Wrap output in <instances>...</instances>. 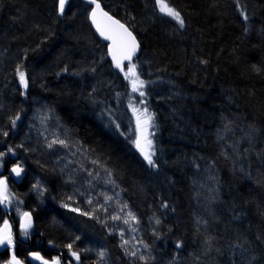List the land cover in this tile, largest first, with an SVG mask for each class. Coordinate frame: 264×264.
<instances>
[{
    "label": "trees",
    "instance_id": "1",
    "mask_svg": "<svg viewBox=\"0 0 264 264\" xmlns=\"http://www.w3.org/2000/svg\"><path fill=\"white\" fill-rule=\"evenodd\" d=\"M98 2L141 45L136 64L156 114L157 167L127 136L135 120L118 111L114 91L125 80L89 22L86 0H69L63 16L57 0H0V139L1 130L7 137L25 131L36 107L56 117L109 173L136 218L148 260L126 257L115 235L97 232L124 264H264V0H167L183 27L156 0ZM17 69L27 81L23 93ZM27 144L12 152L26 169L22 191L31 196L35 176L48 187L47 203L31 206L41 240L63 251L71 244L82 256L78 263H89L79 251L80 230L75 237L49 202V192L64 201L61 177Z\"/></svg>",
    "mask_w": 264,
    "mask_h": 264
},
{
    "label": "rangeland",
    "instance_id": "2",
    "mask_svg": "<svg viewBox=\"0 0 264 264\" xmlns=\"http://www.w3.org/2000/svg\"><path fill=\"white\" fill-rule=\"evenodd\" d=\"M130 64L136 65L135 71L139 79L144 81L139 75L136 61L127 63L126 66H124L125 71L122 72V78L125 80V90L122 93L124 96L119 98L121 100H119V103L117 102L115 106H117L118 111H121L120 113L123 114L127 121L130 120L133 124L135 120L132 130H127V136L131 139L135 150L144 158L141 151L135 146L134 141L140 139L145 152L154 153V121L152 119L151 126H146L143 123L138 125V118L143 122L151 112L145 101L147 95L145 84L144 87L140 89L145 95L140 96L139 92H134L132 90L131 81L134 80L135 77L129 74V79H125V72H127ZM44 108L45 107H42V110L38 109V112L25 117L24 120L28 122L27 131L17 132L14 130L13 135L7 137L3 134L6 130H1L2 136L0 140L2 143H4L3 141L5 140L8 144L7 148L4 150L9 153L8 151L10 148L17 149L22 147V142H27V145L32 149L37 147L38 150H34L39 156L48 157L51 167H55H53L56 170L55 172L61 177L60 182L66 187L62 193L64 201H57L58 196H55V194L52 195V192H49V202H51V204L56 202V207L63 211L66 220H68L71 213H74L78 216L77 221H80L79 228L84 229L86 232L89 229L90 232L88 234L86 233L87 236L85 239L87 241H84V248L79 247V251L88 259V264H92V262H90L92 256L100 258L98 255L99 252L105 253L103 261H105L106 264H114V262L111 261L110 251L107 249L106 241L97 233L100 228L104 229L106 234L110 237L111 235H115L118 238V247L124 249L123 252L126 257L143 256L144 259L147 258L148 250L138 237L139 228L137 222L129 217L128 214L130 212L127 211V207H124L125 204L122 203L120 193L116 190L114 183L111 181L109 173L99 167L96 161L87 157L78 149L71 138L68 137L66 130L60 127L56 117L53 116L48 109L45 110ZM145 109L147 110L146 112ZM14 128H16V125ZM28 134L29 137L27 138ZM54 140H64L68 146L64 147L59 143H54L53 146L49 148L48 144ZM149 140L152 142L151 145L147 142ZM34 179V181H30L28 188H30L31 195L36 196V193L39 194V192L33 188V185L39 182L40 189L43 192V195L39 194V196L40 199H42L43 196L47 194L46 191L48 187L45 185L43 177L35 176ZM36 197L38 198V196ZM69 197H71V199H69ZM88 201H91V203H88ZM41 202L42 203L39 205L41 207L42 204L45 205L47 203L45 200L43 201V199ZM64 205H68V207H64ZM73 208L79 209V211H72ZM84 212L88 213V215L81 214ZM114 216H119L120 219H112ZM88 220L95 225V227L91 225L94 229L88 228L90 227V224L87 223ZM125 220H128V223H124ZM62 221L64 224L65 220L63 219ZM73 222H75V220ZM125 241L128 243L125 244ZM132 252H135L136 255H130ZM96 263L99 264L98 261H96Z\"/></svg>",
    "mask_w": 264,
    "mask_h": 264
},
{
    "label": "snow or ice",
    "instance_id": "3",
    "mask_svg": "<svg viewBox=\"0 0 264 264\" xmlns=\"http://www.w3.org/2000/svg\"><path fill=\"white\" fill-rule=\"evenodd\" d=\"M90 4H94L95 7L91 11V19L92 23L96 25L97 31L100 33L102 37H104L106 40H111L112 44L109 46V53L111 54L112 60L115 63L116 68L120 69V71L124 72L125 67L123 64V61H131L132 57L136 54L139 44L136 40V37L132 34L131 31L128 30L127 27H125L124 24L120 23L119 20L114 19L112 16H110L106 11L101 8V5L98 3V0H88ZM69 3V0H58L57 3V14L60 16L64 15L65 12V6ZM157 5L159 6V11L175 21H177L181 27L184 26V20L181 17V14L179 11L175 10L174 8L170 7L167 0H156ZM243 15V13H242ZM244 19L247 20L248 17L244 15ZM136 65L130 64V66L127 69V72H125V79H129V74L131 76L135 77L134 80H132V90L134 92H139L140 96H144L145 93L143 91H140L141 88L144 87L145 82L139 79V76L137 75L136 71ZM19 77H20V83L27 88V81L25 79V74L23 71H19ZM67 71V69H65ZM147 110L145 109V112ZM19 119V116L12 119L11 123L13 126H15L16 120ZM152 116L149 115L147 119L143 122L140 121L138 118V125L143 123L146 126H151ZM5 136L8 135L7 132L3 133ZM149 145H151V141H147ZM54 143H59L64 147H67V143L64 140H54L51 143L48 144V147L51 148ZM135 146L141 151V153L144 156V159L147 161L148 165L155 168L157 167L156 162L153 160L154 153L145 152L144 148L141 145L140 139H137L134 141ZM13 150L10 148L9 152H12ZM5 153L0 152V157H3ZM3 166L2 161H0V167ZM24 171V169L20 165H14L11 169L12 173H15L16 176H20L21 173ZM91 175V173H90ZM33 188L39 192L40 195H43V192L40 189L39 182H37L36 185H33ZM71 199V197H69ZM110 199V198H109ZM12 201V195L8 191V184H7V178H0V204H3L7 206ZM88 203H91V201H88ZM166 206V205H165ZM64 207H68V205H64ZM124 207H127L125 205ZM72 211H79V209L73 208ZM82 215H88V213L84 212L81 213ZM129 217H131L132 220H135V216L132 215V213L128 214ZM112 219H120L119 216H114ZM124 223H128V220H125ZM159 223V221H157ZM32 227V219L31 214L28 212H24L21 214V233L24 237L29 236V229ZM79 239V237H77ZM128 242L125 241V244ZM181 245L178 243L176 247H180ZM0 247L7 248L10 250L11 255L10 258L4 262V264H24V262L17 258L15 254V240L13 236V231L11 228V225L8 223L7 220L4 221V224L2 227H0ZM67 247L71 250L72 245L69 244ZM147 247V245H145ZM72 256L75 257L77 261L80 259V255L78 252L73 251ZM34 259L41 260L43 264H49L47 260H44L43 257L39 255V253H31L30 254ZM98 255L103 259L105 256L104 252H99ZM130 255L135 256L136 253L132 252ZM140 259H144L143 256L140 257ZM52 264H60L59 259H54L52 261Z\"/></svg>",
    "mask_w": 264,
    "mask_h": 264
},
{
    "label": "bare ground",
    "instance_id": "4",
    "mask_svg": "<svg viewBox=\"0 0 264 264\" xmlns=\"http://www.w3.org/2000/svg\"><path fill=\"white\" fill-rule=\"evenodd\" d=\"M86 1H88V0H86ZM57 3H58V0H57ZM100 4V3H99ZM101 5V8H103V10L104 11H106L105 9H104V7L102 6V4H100ZM93 6H94V4H91V6H90V9H89V11H88V13H89V15H90V11H91V9L93 8ZM89 7H86V10L88 9ZM156 8L158 9V5H157V3H156ZM65 9H66V6H65ZM159 10V9H158ZM107 12V11H106ZM108 14H110L109 12H107ZM163 14V13H162ZM89 15H88V18H89ZM111 15V14H110ZM112 17H115L114 15H111ZM168 17V16H167ZM117 20H119L117 17H115ZM172 19V18H171ZM172 20H174V19H172ZM120 21V20H119ZM175 21V20H174ZM90 22V21H89ZM121 22V21H120ZM177 22V21H176ZM122 23V22H121ZM123 24H125V25H127L126 23H123ZM93 27V26H92ZM127 27H128V25H127ZM128 29H129V27H128ZM94 30V29H93ZM130 30V29H129ZM131 31V30H130ZM95 32V31H94ZM132 32V31H131ZM96 34V33H95ZM132 34H133V32H132ZM97 35V34H96ZM135 35V34H134ZM98 36V35H97ZM99 37V36H98ZM135 37L137 38V36L135 35ZM100 39V38H99ZM101 40V39H100ZM137 40H138V38H137ZM139 42V41H138ZM106 44V43H105ZM107 46V45H106ZM107 53H108V46H107ZM133 61H136V59L135 60H133ZM133 61H130V62H133ZM112 62V61H111ZM130 62H128V63H130ZM127 64V63H126ZM126 64L124 65V66H126ZM115 66V65H114ZM116 67V66H115ZM119 71H120V69H118ZM120 73L121 74H123L122 73V71H120ZM139 75L141 76V74L139 73ZM121 76H123V75H121ZM19 78V77H18ZM142 78V77H141ZM20 79V78H19ZM144 80V79H143ZM149 80H150V83L153 81V80H151L150 78H149ZM145 81V80H144ZM155 82V81H154ZM19 84H20V88H21V91H22V93L26 90V88H24V86L20 83V81H19ZM145 88H147V86L148 85H146V82H145ZM114 91H115V94L116 95H118V97H121V95H122V93H123V91H124V89H123V87L122 86H120V85H118V86H116L115 88H114ZM39 110L37 109V107H36V109H34V111H32L30 114H32V113H35V112H38ZM29 114V115H30ZM150 115H152V117H153V120H154V118L156 117V114H155V112H152L151 111V113H150ZM27 126H28V122H27V124H26V128H27ZM25 128V129H26ZM156 129H157V125H156V123L154 122V126H153V134H154V132L156 131ZM26 131H27V129H26ZM29 135V134H28ZM153 140H154V135H153ZM155 148V147H154ZM14 150V149H13ZM9 152V151H8ZM5 153H7V152H5ZM139 154V153H138ZM140 155V154H139ZM7 156H8V162H7V165H6V167H1L0 168V177H2V178H4L3 176H5V177H7V184H8V188H9V190L11 191V194L14 196V197H17L16 199H14L13 200V202H14V204H16L17 206V208L19 209V208H21V210L23 211V212H28V213H33L34 212V210L31 208V206H32V204L33 205H40L42 202V200L40 199V196H39V194L38 193H36V196H38V198L36 197V196H29L28 195V193H26V192H24V191H22L21 189H20V186H19V184L21 183V181L23 180V178L26 176V169L23 167V165H22V163L20 162V159L19 158H17L16 159V156L14 155V152H9V153H7ZM141 157V156H140ZM142 158V157H141ZM20 165L23 169H24V171H23V173L25 174L21 179H19L18 181H17V179H18V176H16L15 175V173H12L11 172V169H12V167L14 166V165ZM2 168H4V170L2 169ZM1 171H2V173H1ZM8 171V172H7ZM4 172V173H3ZM63 173V172H62ZM28 190V192L30 191V188H28L27 189ZM32 197V198H31ZM30 203V204H29ZM69 203V202H68ZM72 204V203H71ZM1 205H3V204H1ZM43 205V204H42ZM40 208H42L41 206H39ZM65 210V209H64ZM127 211L129 212V210L127 209ZM33 215H34V213H33ZM77 215H75L74 213H71L70 214V216H69V218H68V220L66 221V222H64L65 224H64V226L65 225H68V226H72V228H74L76 231L77 230H80V234H79V239L78 240H81V241H87L85 238H86V236H87V234H84V236H83V238H81L82 237V235H83V233H85V230L84 229H81V228H79L80 227V225H78V218L76 217ZM63 217H65V214L63 215ZM33 218H34V216H33ZM67 218V217H66ZM75 220V222H73ZM95 226V225H94ZM90 227H91V229H94L91 225H90ZM37 230H38V228H37ZM39 231V235H37L36 237H37V239L39 240V241H42V242H39L40 244L38 245L39 247H29V248H25V249H23L22 250V253L23 254H26V255H29V256H31L30 254L31 253H35V252H40V253H46V254H50V255H48V256H50V257H52L51 256V254L53 255V259L54 258H56L55 257V254H57V255H61L62 256V259H61V263H63V264H77L78 263V261L75 259V257H73L72 256V252L73 251H70V249L68 248V247H66V249H64V251L66 252H64L63 250H60L59 249V247L57 246V242H55V241H52V240H46V239H44V241L43 240H41L42 239V236H41V232H40V230H38ZM78 233H79V231H77V232H75L74 233V236L75 237H77L78 236ZM32 241V240H31ZM2 249H7V248H2ZM1 249V250H2ZM118 249H121V251L123 252L124 251V249H122V248H118ZM0 250V251H1ZM62 251V252H61ZM114 252V251H113ZM40 253H39V255H40ZM114 253H117V251L116 252H114ZM124 253V252H123ZM42 254V255H43ZM112 254V253H111ZM110 254V258H111V261H113L114 262V264H124L123 262L124 261H122L121 259H119V257L116 255V254H112L111 255ZM80 255V254H79ZM41 256V255H40ZM42 257V256H41ZM45 257H46V255H45ZM50 257H46V258H50ZM82 256L80 255V258H81ZM118 257V258H117ZM92 258L94 259V260H96V261H98V263L99 264H106V262L105 261H103V259H101V257L100 258H97L96 256H92ZM84 259H86V260H88L86 257L84 258ZM31 260L33 261L34 260V258L31 256ZM80 260V259H79ZM147 260H148V258H147ZM5 261H7L6 259L4 260V257L1 255L0 256V264H4V262ZM40 262V261H39ZM34 264V263H33ZM79 264V263H78ZM83 264H88V263H83ZM92 264H96V263H92Z\"/></svg>",
    "mask_w": 264,
    "mask_h": 264
},
{
    "label": "flooded vegetation",
    "instance_id": "5",
    "mask_svg": "<svg viewBox=\"0 0 264 264\" xmlns=\"http://www.w3.org/2000/svg\"><path fill=\"white\" fill-rule=\"evenodd\" d=\"M3 153H5V152H3ZM8 160L9 159H8L7 153L3 157H0V161H2V163H3L2 167H6ZM2 169L4 170V168H2ZM1 173H2V171H1ZM3 177L7 178L5 176H3ZM8 191L11 194V191L9 190V188H8ZM16 198L17 197H14L12 195V201L7 206L0 204V227L3 226L5 220L8 221V223L11 225V228L13 231V236H14V240H15V254H16L17 258L22 260L24 262V264H33V261L31 260V256L23 254L22 250L25 248H29V247L33 248L34 246L39 247L38 246L40 244L39 242H42V241H39L36 237L37 235H39V231L37 230V225L35 224V219L33 218V216H34L33 213H30L31 219H32V227H31V229H29V236L24 237L22 235L20 223H21V214L24 212L21 210V208L18 209L17 208L18 206L16 204H14L13 200ZM35 253H40V252H35ZM42 254L43 253H40V255L43 257V259L47 260L49 262V264H52V261L54 259H59L60 264H63V263H61V259H62L61 255L55 254L56 258L53 259L52 254H51L52 257L48 256L50 254H46V253H44L43 255ZM0 255H2L4 257V260L5 259L8 260L10 258L11 252L8 249H2L0 251ZM45 255H46V257H50V258H46ZM39 264H43V262L40 260Z\"/></svg>",
    "mask_w": 264,
    "mask_h": 264
},
{
    "label": "water",
    "instance_id": "6",
    "mask_svg": "<svg viewBox=\"0 0 264 264\" xmlns=\"http://www.w3.org/2000/svg\"><path fill=\"white\" fill-rule=\"evenodd\" d=\"M98 3H99V2H98ZM94 7H95V5L93 6V8H94ZM93 8H92V9H93ZM92 9H91V11H92ZM91 11H90V15H89V21H90V24H92L95 33L99 36V38L101 39V41L104 42V43H106V45L108 46V53H107L108 58L112 61L113 65H115V63H114L113 60H112L111 54L109 53V46L112 44V41H111V40H106V39H105L104 37H102V36L100 35V33L97 31V29H96V25L92 23V19H91ZM109 15H110V14H109ZM110 16H111V15H110ZM113 18L116 19L115 17H113ZM116 20H117V19H116ZM120 23H121V22H120ZM122 24H123V23H122ZM124 25H125V24H124ZM125 27H127V25H125ZM127 28H128V27H127ZM128 30H129V29H128ZM129 31H130V30H129ZM133 35H134V34H133ZM134 36H135V35H134ZM136 40H137V38H136ZM137 42H138V40H137ZM138 44H139V42H138ZM140 50H141V45L139 44V48H138L136 54L132 57V60H131V61H133V60H135V59L137 58V55L140 53ZM128 62H130V61L125 60V61H123V64L125 65V64L128 63ZM24 175H25V174L22 172L21 175L18 176L17 181H18L19 179H21ZM2 248H3V247H0V250H1ZM39 261H40V260L34 259V260H33V263H34V264H39V263H40Z\"/></svg>",
    "mask_w": 264,
    "mask_h": 264
}]
</instances>
